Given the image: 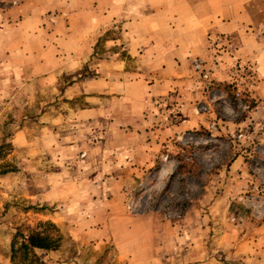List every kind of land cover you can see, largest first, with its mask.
I'll list each match as a JSON object with an SVG mask.
<instances>
[{
  "label": "rangeland",
  "instance_id": "374dc122",
  "mask_svg": "<svg viewBox=\"0 0 264 264\" xmlns=\"http://www.w3.org/2000/svg\"><path fill=\"white\" fill-rule=\"evenodd\" d=\"M46 16L51 66L0 68V264L19 231L61 237L34 264H264V31L164 72Z\"/></svg>",
  "mask_w": 264,
  "mask_h": 264
},
{
  "label": "crops",
  "instance_id": "0c3cea01",
  "mask_svg": "<svg viewBox=\"0 0 264 264\" xmlns=\"http://www.w3.org/2000/svg\"><path fill=\"white\" fill-rule=\"evenodd\" d=\"M62 10L64 51L66 46L83 50L112 30L109 44H118L128 56L149 60L164 72L175 71L189 52L206 50L210 35L240 45L239 37L247 30L257 39L264 31V0H26L0 12V68L21 67L26 55L31 56L28 68L51 66L47 49L36 48L33 39L47 34L46 15ZM118 83L124 90L128 81Z\"/></svg>",
  "mask_w": 264,
  "mask_h": 264
},
{
  "label": "trees",
  "instance_id": "16d2710c",
  "mask_svg": "<svg viewBox=\"0 0 264 264\" xmlns=\"http://www.w3.org/2000/svg\"><path fill=\"white\" fill-rule=\"evenodd\" d=\"M42 225H48L55 227L52 223H45ZM21 238L19 243L18 238ZM60 236H53L45 231H31L28 235L20 233V231L14 236L12 242V262L14 264H34L40 261V258L35 253L36 250L42 251H55L60 247Z\"/></svg>",
  "mask_w": 264,
  "mask_h": 264
}]
</instances>
